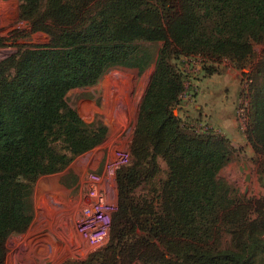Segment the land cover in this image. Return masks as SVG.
Segmentation results:
<instances>
[{"label":"trees","instance_id":"16d2710c","mask_svg":"<svg viewBox=\"0 0 264 264\" xmlns=\"http://www.w3.org/2000/svg\"><path fill=\"white\" fill-rule=\"evenodd\" d=\"M19 19L44 26L49 42L22 44L0 62V264L15 231L21 171L58 143L83 144V152L107 133L83 120L68 93L98 84L112 67L142 74L151 63L131 162L116 171L109 241L62 264H264V203L224 209L211 176L212 166L231 160V141L174 113L185 89L182 60L200 57L209 75L217 68L207 63L228 59L249 82L251 141L257 150L264 145V0H19ZM219 220L236 228L234 249L210 242L208 231Z\"/></svg>","mask_w":264,"mask_h":264},{"label":"rangeland","instance_id":"374dc122","mask_svg":"<svg viewBox=\"0 0 264 264\" xmlns=\"http://www.w3.org/2000/svg\"><path fill=\"white\" fill-rule=\"evenodd\" d=\"M18 4L19 0H0V62L17 52L22 44L49 42L44 26L19 19ZM160 45L156 43L155 49ZM262 50L261 45L256 47L259 57ZM182 61L188 91L183 99L190 109V123H203L227 137L234 148L230 161L211 168V176L225 197L224 209L249 200L264 203V185L259 180L264 169V145L259 144L257 150L251 141L252 95L248 80L228 59L207 63L206 66L217 68L216 73L209 75L202 69L204 61L200 57ZM154 65L151 63L142 74L136 68L112 67L98 84L68 93V104L83 120L94 129L106 128L107 133L100 144L83 152L80 151L83 144L75 148L58 143L51 152L21 171L14 191L15 231L8 240L6 264H62L85 259L106 246L118 204L116 171L131 162L130 145L137 110ZM256 79L259 87L263 77ZM220 82L228 85L226 98L221 100L220 94L217 97L206 94L210 89L207 83ZM208 95L213 97L208 99ZM246 104L248 118L242 119L239 109ZM185 113L182 112L183 116ZM162 166L166 168L164 162ZM26 191H29L26 199L29 208L24 213L21 204ZM92 191L99 193L107 215L98 221L101 227L81 230L93 216ZM208 237L219 248L234 249L237 244L236 228L222 220L209 229Z\"/></svg>","mask_w":264,"mask_h":264},{"label":"built area","instance_id":"2783aa9c","mask_svg":"<svg viewBox=\"0 0 264 264\" xmlns=\"http://www.w3.org/2000/svg\"><path fill=\"white\" fill-rule=\"evenodd\" d=\"M185 88H186V85H185ZM185 95H188V91L186 89H184V91L182 92V94L180 96L181 97V101H182L183 98H186ZM188 97H190V96H188ZM248 114H249V109H248L247 104L245 105V107L242 106L239 109V117L242 116V119L248 118ZM190 126L196 128V130H198V131H204V130L208 129V127L206 125H204L203 123H200V125L191 123ZM90 198L94 202L93 216H92L91 219H89L86 222V224H84L81 227V230H84V229H86L89 226H91V227H101L99 225L98 221L100 219H102V218H105L106 215H107L106 211L103 208L102 198L99 196V193L98 192L96 193L95 191H92L90 193ZM97 229H99V228H97ZM85 234H87V233H85Z\"/></svg>","mask_w":264,"mask_h":264},{"label":"crops","instance_id":"0c3cea01","mask_svg":"<svg viewBox=\"0 0 264 264\" xmlns=\"http://www.w3.org/2000/svg\"><path fill=\"white\" fill-rule=\"evenodd\" d=\"M18 10H19V4H18ZM154 69H155V65H154ZM154 69L153 70H151V72H150V75H149V82H150V80H151V78H152V75H153V73H154ZM149 82H148V84H149ZM148 84H147V86H148ZM210 85V86H209ZM207 86H209L210 87V89H209V91L208 92H206V94H209V93H211V94H213V96H215V97H217L219 94L222 96L221 97V100H223L224 98H226V96H227V94L228 93H226V89L228 88V85H226V83L225 84H223L222 82H220V83H218V84H213V83H207ZM211 86L214 88V89H212L211 88ZM216 87H219V89H217ZM221 88V89H220ZM209 96V95H208ZM212 96V97H213ZM211 96H209L208 97V99H210V98H212ZM141 102V101H140ZM186 100H184V99H182V101L180 102V104H179V108H178V113L177 114H179L180 116H182V117H184V116H186V115H190V113L188 112V110H190L189 109V107L187 106V104H186ZM214 103V102H213ZM219 105H223V103H218ZM139 106H140V104H139ZM139 106H138V110H137V116H138V112H139ZM206 108H208V107H206ZM186 112L185 113V115L183 116V114H182V112Z\"/></svg>","mask_w":264,"mask_h":264},{"label":"water","instance_id":"95a60500","mask_svg":"<svg viewBox=\"0 0 264 264\" xmlns=\"http://www.w3.org/2000/svg\"><path fill=\"white\" fill-rule=\"evenodd\" d=\"M174 113L177 114V110H174Z\"/></svg>","mask_w":264,"mask_h":264}]
</instances>
